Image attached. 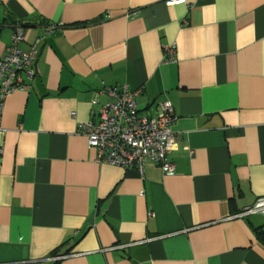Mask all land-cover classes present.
I'll use <instances>...</instances> for the list:
<instances>
[{"label":"crops","instance_id":"1","mask_svg":"<svg viewBox=\"0 0 264 264\" xmlns=\"http://www.w3.org/2000/svg\"><path fill=\"white\" fill-rule=\"evenodd\" d=\"M16 23L41 40L0 115V264H264V215H239L264 196V0H0V55ZM122 85L172 104L173 174L78 133Z\"/></svg>","mask_w":264,"mask_h":264},{"label":"built area","instance_id":"2","mask_svg":"<svg viewBox=\"0 0 264 264\" xmlns=\"http://www.w3.org/2000/svg\"><path fill=\"white\" fill-rule=\"evenodd\" d=\"M185 0H165L172 6ZM10 44L0 55V115L6 98L17 90L24 89L35 76L34 63L38 53L40 38L37 37L28 49L20 47L24 41V28L18 23L12 28ZM164 58H175L174 45L167 46ZM138 90H129L126 85L107 86L99 91L110 97L99 105L96 119L78 124V133L87 140V145L96 150L97 161L111 165L133 166L142 174L145 159L149 158L160 166L165 174H173L175 165L170 160V152L176 147L171 126L176 121L174 108L169 101H161L154 116L141 115L137 109ZM98 105L96 99L91 101ZM0 127V136L3 135ZM1 138V137H0ZM2 151L0 139V153ZM264 215V196L240 212V216ZM65 255L54 256L61 259Z\"/></svg>","mask_w":264,"mask_h":264},{"label":"trees","instance_id":"3","mask_svg":"<svg viewBox=\"0 0 264 264\" xmlns=\"http://www.w3.org/2000/svg\"><path fill=\"white\" fill-rule=\"evenodd\" d=\"M19 25L23 26V24H21V23ZM258 235H260V233H258ZM259 238H261L264 241V235L263 234L261 236H259Z\"/></svg>","mask_w":264,"mask_h":264}]
</instances>
